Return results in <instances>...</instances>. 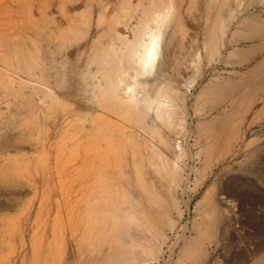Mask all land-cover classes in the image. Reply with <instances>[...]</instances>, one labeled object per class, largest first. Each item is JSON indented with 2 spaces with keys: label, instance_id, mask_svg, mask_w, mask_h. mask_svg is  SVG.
Instances as JSON below:
<instances>
[{
  "label": "bare ground",
  "instance_id": "1",
  "mask_svg": "<svg viewBox=\"0 0 264 264\" xmlns=\"http://www.w3.org/2000/svg\"><path fill=\"white\" fill-rule=\"evenodd\" d=\"M263 96L264 0H0V253L13 224L10 264H156L191 174L217 237Z\"/></svg>",
  "mask_w": 264,
  "mask_h": 264
},
{
  "label": "rangeland",
  "instance_id": "2",
  "mask_svg": "<svg viewBox=\"0 0 264 264\" xmlns=\"http://www.w3.org/2000/svg\"><path fill=\"white\" fill-rule=\"evenodd\" d=\"M228 106L230 107V105ZM238 120H236L235 123L238 122ZM246 127L248 128V125H246L245 128ZM249 128L250 129H247V139L251 138L249 136L252 135L253 138L257 140L256 142L253 141L254 143H252L251 147H248V149L249 148L251 149L252 146L255 145L253 146V149H255L254 150L255 153L252 152L251 154H255L256 156L255 155L252 156L251 154H250L251 156H248L249 155L248 153V155L244 157L245 158L244 161L242 160L240 162L241 166L238 164L239 163L238 161L241 160V158L233 159V160L230 159L232 163L229 161L228 164L229 167L231 166V168L229 169L228 167L227 169L228 171L226 170L224 174H221L222 181L219 180L220 184L224 180L223 184L221 185L217 184V187L220 185L221 188L223 189L222 194L225 193L224 195H228L229 198H232L234 199V201L237 202V203L234 201L233 203L229 202L227 205L224 203L223 212L224 214L227 212L230 215L228 216L224 215L222 219L223 221L221 220L220 221L221 223L218 224L219 227L218 229L216 228L217 233L214 234V236L217 235V237L212 236L213 238L210 237L211 238L210 239L206 234H204L205 232L203 233L202 230H201V234L200 233L198 234L201 225L200 224L199 226H197L198 222L201 223L202 220L205 221V218L201 214L203 207L201 205L200 206L197 205L196 202L200 198L202 192L205 190L207 184L211 182V179L214 177L215 174H212L209 178L210 180L208 179L204 185H200V186L197 185V187L195 186L196 185L194 181L195 178L191 174L190 176L191 182L189 181V185L187 187L189 190H186L187 188L184 191L179 189L176 193L177 199L179 198L178 200H180L181 202V204L179 203V206L182 209V212L179 215L177 214V212L175 213V209L170 210L171 212L170 215H172V218L179 217V219L174 218L175 220L177 219L176 221H178L177 222L178 224L176 223L174 226L175 228L173 227L172 229H168L167 227L165 228V232L168 233V234L166 233V235L169 236L168 237L169 239L167 238L165 242L166 245L164 244L163 247L164 250L166 251H163L162 254L159 256L158 260L155 261L156 264H212L211 261H214V259H216L217 257L218 259H221L222 264H240V263L264 264L263 262L264 258L261 262L256 261V259L259 257L261 253L256 254V258H255V253L254 254L248 253L249 251H253V250L257 251L259 250V247H261L260 245H264L263 244L264 243V125H250ZM254 130L255 132L256 131L257 132L252 133V131ZM191 145L192 144H190V149L192 151L196 150V148ZM48 154L49 153L47 150L44 149L39 150L37 152L38 157L35 159L36 163L38 162L39 159L43 162L44 159H47ZM234 160L235 162H233ZM185 161L188 162L189 161L188 158H185ZM33 164L35 165V163L34 162L32 163V170L33 167H35ZM193 186H195V188ZM236 195H237V199L239 200L236 199L235 197ZM26 201H29V199H26ZM228 205L230 207H228ZM17 208H11L10 210L0 211V218L5 217L6 219L7 218L6 215L8 217L12 216L16 218L18 216H21L25 212V208L22 207H17ZM194 220L196 222H194ZM7 230L10 231L5 233V241L3 247L4 250L2 249V252L0 253V259L2 260L0 261V264H10L8 260L10 256L15 255L14 254L15 252H19L21 249H30L28 243L27 242L23 243L21 238L19 239L20 235H16L15 232L16 230L13 224H10ZM179 234H184V236L187 238V249H189L190 251L187 249L185 251H182V249L180 248L182 244V240L178 238ZM202 235L205 238H203ZM26 238L29 239L30 236L29 237L27 236ZM188 239L190 240V242L193 240L194 244L193 242H191L193 245L190 246L191 243L189 242ZM199 239H202L203 241L200 240L201 241L200 243ZM16 242L18 245H15ZM197 242L199 245L197 244ZM179 249H181V251H179ZM203 251L204 254H202ZM199 252L201 255L199 254ZM196 254L198 255L197 260L199 258V261L196 260L195 257L197 256ZM250 255L252 257L249 258L248 260V257H250ZM242 256L244 257L248 256V257L244 258ZM242 259H245L243 263L241 262Z\"/></svg>",
  "mask_w": 264,
  "mask_h": 264
},
{
  "label": "crops",
  "instance_id": "3",
  "mask_svg": "<svg viewBox=\"0 0 264 264\" xmlns=\"http://www.w3.org/2000/svg\"><path fill=\"white\" fill-rule=\"evenodd\" d=\"M263 92V91H262ZM262 100H264V96H263V98H262ZM262 102H264V101H262ZM262 104V103H261ZM264 108V106L262 107V109ZM263 111V112H262ZM261 111V108H259V110L256 112V114H255V117H256V115H257V117H258V119H257V117H256V119H255V122H256V120L258 121L257 123H255L254 121H253V123H250V125L252 124V125H264V109ZM261 114V116L259 117V115ZM247 117V119H248V121H250L249 119H250V116L248 115V116H246ZM260 118V119H259ZM254 119H251V121L252 120H254ZM260 120V121H259ZM247 125L248 126H250L248 123H247Z\"/></svg>",
  "mask_w": 264,
  "mask_h": 264
}]
</instances>
